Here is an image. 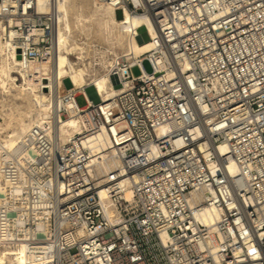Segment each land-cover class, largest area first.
<instances>
[{"label": "built area", "instance_id": "obj_1", "mask_svg": "<svg viewBox=\"0 0 264 264\" xmlns=\"http://www.w3.org/2000/svg\"><path fill=\"white\" fill-rule=\"evenodd\" d=\"M99 1L156 35L144 27L147 50L110 58L109 100L62 85L78 134L60 137L59 111L0 156V250L24 246L32 264H264V0ZM57 16L49 0H0L20 69L53 57ZM96 136L117 160L108 174L86 147Z\"/></svg>", "mask_w": 264, "mask_h": 264}, {"label": "bare ground", "instance_id": "obj_2", "mask_svg": "<svg viewBox=\"0 0 264 264\" xmlns=\"http://www.w3.org/2000/svg\"><path fill=\"white\" fill-rule=\"evenodd\" d=\"M47 1L37 0L41 10L46 11ZM49 2L53 3L58 11L53 57L50 60L32 63L24 70L20 69L19 61L14 54L5 51L6 43L2 41L3 28L0 25V116L7 118V121L4 120L5 127L0 124V156L4 154L8 157L10 153L16 152L20 142L32 127L40 126L52 116H57L59 111H65L66 114L65 119L61 115L58 118L60 137L66 140L78 134L80 125L72 111L74 105L68 100L61 99L63 81L69 79L75 89L83 87L89 104L105 102L121 88L106 74L110 58H117L124 53L138 54L147 50V43L139 44L140 29L147 28L153 38L156 35V29L148 18L125 11L123 20H118L109 3L99 0H49ZM87 3L90 5V12L85 14L83 7ZM76 33L82 36L81 42L75 40ZM92 35L103 45L99 50L95 48L93 57L87 61L85 46ZM41 79L47 82L45 86L41 87V84H44ZM89 89L92 90V95L89 94ZM12 102L13 105L10 104ZM86 147L94 149L98 154L97 160L93 162L97 164L95 170L98 173L108 174L116 166L117 160L112 157L102 136L90 138ZM217 151L224 154L225 144H220ZM226 170L230 174L235 172L232 162L228 163ZM130 196V190L127 189L126 199ZM8 197L9 194L0 184V204L7 201ZM207 212L210 216L211 210L208 209ZM208 216L203 217V221L208 222ZM0 264L32 262L26 259L22 246L10 253L0 250Z\"/></svg>", "mask_w": 264, "mask_h": 264}, {"label": "rangeland", "instance_id": "obj_3", "mask_svg": "<svg viewBox=\"0 0 264 264\" xmlns=\"http://www.w3.org/2000/svg\"><path fill=\"white\" fill-rule=\"evenodd\" d=\"M88 8V9H87ZM83 9H84V12H85V14H88L89 12H90V5H88V3L86 4V5H84V7H83ZM89 11V12H88ZM88 12V13H87ZM115 17H116V19H120L121 17H122V13H121V11L120 10H118L116 13H115ZM139 34H140V36H141V38H142V40H143V42H146V41H148V35H147V33L145 32V30L142 28V29H140L139 30ZM79 36V37H78ZM81 35H78V33H76V35L74 34V38H76L75 40H77V42L79 41V42H81L82 40H81ZM92 37V38H91ZM90 37V41H89V43H88V45L87 46H85V50L87 51V52H85L86 54H85V56H86V58H87V61H89L92 57H93V53H94V49L96 48H98V50L102 47V43H100L97 39H96V37L94 36V38H93V35ZM99 42V43H98ZM98 45V46H97ZM89 46V47H88ZM91 51V52H90ZM88 53V54H87ZM73 58H74V55L72 56ZM143 67H144V69H145V71L146 72H150V67H149V65L147 64V63H144L143 64ZM132 73H133V75L134 76H137L138 74H139V71L135 68V69H133L132 70ZM63 86L65 87V88H69V87H71V83H70V81H69V79H66V80H64L63 81ZM89 94H91L92 95V90L91 89H89ZM76 102H77V104H78V106L79 107H83L86 103H85V101H84V98L82 97V96H78L77 98H76ZM10 104H12L13 105V102L12 103H10ZM7 121V118L6 117H3V116H0V124L1 125H3V127H5L4 126V122L5 121ZM2 122V123H1ZM7 130H9V129H5V131H7Z\"/></svg>", "mask_w": 264, "mask_h": 264}, {"label": "water", "instance_id": "obj_4", "mask_svg": "<svg viewBox=\"0 0 264 264\" xmlns=\"http://www.w3.org/2000/svg\"><path fill=\"white\" fill-rule=\"evenodd\" d=\"M17 59H19V57H17Z\"/></svg>", "mask_w": 264, "mask_h": 264}]
</instances>
